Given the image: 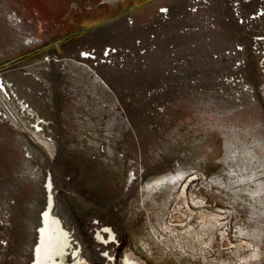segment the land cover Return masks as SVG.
I'll use <instances>...</instances> for the list:
<instances>
[{
    "label": "rangeland",
    "instance_id": "374dc122",
    "mask_svg": "<svg viewBox=\"0 0 264 264\" xmlns=\"http://www.w3.org/2000/svg\"><path fill=\"white\" fill-rule=\"evenodd\" d=\"M155 1L0 0V264H76L87 247L126 264H264V76L229 1L203 10L217 30L180 34L185 0H160L171 21L146 67L97 70L121 112L64 62L129 46L146 32L124 17ZM238 44L249 95L221 85L229 63L212 58ZM175 58L181 75L164 76Z\"/></svg>",
    "mask_w": 264,
    "mask_h": 264
},
{
    "label": "built area",
    "instance_id": "2783aa9c",
    "mask_svg": "<svg viewBox=\"0 0 264 264\" xmlns=\"http://www.w3.org/2000/svg\"><path fill=\"white\" fill-rule=\"evenodd\" d=\"M227 6L231 14V18L235 24L241 27L245 39L250 42V53L256 60V66L258 72L264 76V0H228ZM214 0H185L183 8L178 12L176 19L182 24L178 33L180 34H201V32H210L217 30V23L214 16L209 13H205L207 7ZM171 8L167 5L158 6L153 14H151L147 20L141 23L140 30L145 31L143 35H137L132 38L131 43L127 47L123 46H105L101 50L95 49L81 50L78 54L81 58L68 59L67 65H69L75 72L79 70L82 74H86L88 78V85L97 88L99 93V109L113 112H121V105L116 102L109 104L105 101L104 97L114 96L105 81L99 76L97 70L105 68L108 70L123 71L127 69L144 68L147 65V57L149 54L157 50V43L165 40L166 33L164 29L171 21ZM126 24L130 29L136 28L134 19L130 16H125ZM164 29H163V27ZM165 37H164V36ZM208 37H203V39ZM171 55H174L173 45L169 46ZM246 49L242 45H236L234 48L226 50L223 54H214L212 58L214 60L225 59L228 60L230 73L224 75L219 80V83L224 86H230L231 88L237 87L239 93H245L247 95L252 94V89L247 84L246 77V58L244 56ZM59 61L54 59L53 61ZM79 61H81L79 63ZM86 62H92L90 65ZM173 67L166 69L163 75H181L180 67L185 65L183 60H173ZM91 78V79H90ZM89 79L91 81H89ZM191 81V84H194ZM219 86L221 87V85ZM89 87V86H88ZM167 89V82H161L157 87L147 91L145 98L152 99L154 96L163 94ZM219 90H221L219 88ZM111 95V96H110ZM98 98H96L98 100ZM154 110L162 112L163 107L153 101L149 104ZM25 111V110H23ZM27 111V110H26ZM101 112V111H100ZM119 114V113H117ZM120 121L118 126L124 124V117L119 115ZM116 124V122H114ZM35 133L43 132V122L36 121L32 125ZM103 137L97 139L94 150L96 154H103L107 147L100 144ZM48 140V139H47ZM50 141V140H49ZM105 147V148H104ZM124 150V149H123ZM124 153L118 151L115 154L116 158H121ZM122 159V158H121ZM128 174L134 177L135 170L130 169Z\"/></svg>",
    "mask_w": 264,
    "mask_h": 264
},
{
    "label": "crops",
    "instance_id": "0c3cea01",
    "mask_svg": "<svg viewBox=\"0 0 264 264\" xmlns=\"http://www.w3.org/2000/svg\"><path fill=\"white\" fill-rule=\"evenodd\" d=\"M162 1H160V0H156L154 3L153 2H149V3H141L142 5H143V7H141V5L139 4L137 7H139L140 6V8H138V9H135V10H133L132 12H131V14H133V18H134V21H135V23L137 24V25H139V24H141L142 22H145L146 21V19H147V17L148 16H150L151 14H153L154 12H155V10L157 9V8H155L154 7V9H153V6H154V4H155V6H156V4L158 5V4H160ZM177 2H178V0H177ZM161 5H167V6H169L167 3H161L160 5H158V6H161ZM157 6V7H158ZM111 7H113V6H111ZM129 14V13H128ZM131 14H129V15H131ZM122 16H125V15H122ZM137 28V27H136ZM136 28H134V29H136ZM76 72H78V73H76V77L77 78H81L82 80H80V83H81V85H83V87L85 86V89L86 88H88V78H87V75L86 74H82L81 72H79V70H77ZM82 75H86V77L85 78H83L84 76H82ZM87 79V80H86ZM83 80H85V82H86V84H84L82 81Z\"/></svg>",
    "mask_w": 264,
    "mask_h": 264
},
{
    "label": "water",
    "instance_id": "95a60500",
    "mask_svg": "<svg viewBox=\"0 0 264 264\" xmlns=\"http://www.w3.org/2000/svg\"><path fill=\"white\" fill-rule=\"evenodd\" d=\"M38 241V240H36ZM76 264H126L93 249L86 248Z\"/></svg>",
    "mask_w": 264,
    "mask_h": 264
},
{
    "label": "bare ground",
    "instance_id": "6f19581e",
    "mask_svg": "<svg viewBox=\"0 0 264 264\" xmlns=\"http://www.w3.org/2000/svg\"><path fill=\"white\" fill-rule=\"evenodd\" d=\"M78 58H81V56L78 54ZM64 62H68V60H65ZM84 84H86V82H83ZM93 92H95L94 90H92ZM94 94V93H93ZM94 96V98H95V100H96V98H98V96H99V93H97V94H94L93 95ZM33 120V119H32ZM163 183L161 182V183H155V185H162ZM43 222L41 223V225H42V227L39 229V231H38V233H39V235L40 236H38V241L36 242V245L38 244V247H37V250H42V248H43V243H44V235H45V231H44V225L46 224V223H48V214H44V216H43ZM36 245H35V247L33 248V250H35V248H36ZM35 260V253L33 252V261ZM32 264V263H31Z\"/></svg>",
    "mask_w": 264,
    "mask_h": 264
}]
</instances>
